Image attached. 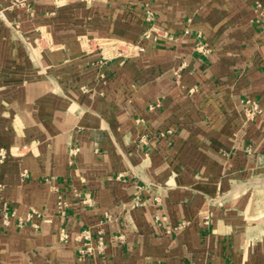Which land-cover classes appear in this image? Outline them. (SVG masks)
I'll return each instance as SVG.
<instances>
[{"label": "crops", "instance_id": "obj_1", "mask_svg": "<svg viewBox=\"0 0 264 264\" xmlns=\"http://www.w3.org/2000/svg\"><path fill=\"white\" fill-rule=\"evenodd\" d=\"M0 148V264H264V0H0Z\"/></svg>", "mask_w": 264, "mask_h": 264}, {"label": "built area", "instance_id": "obj_2", "mask_svg": "<svg viewBox=\"0 0 264 264\" xmlns=\"http://www.w3.org/2000/svg\"><path fill=\"white\" fill-rule=\"evenodd\" d=\"M147 19L148 21H152L153 20V14L152 11L148 10L147 11ZM137 50L142 51L143 47L142 46H136ZM258 106L256 104H253V106L249 109V116L250 118H253L256 113L258 112ZM78 151V148L75 147L74 149H72V153L75 154ZM7 154L5 152L2 151V149L0 148V166L2 165V163H4V161L6 160ZM66 205L65 201H60V206L63 207ZM9 218V216L7 214H5V220L7 221ZM61 238L63 240H66L68 238V234L66 233L65 230H62L61 232ZM97 238V242L95 244V246H93V233L91 232V230L89 228H86L82 231L81 235H80V241L83 242V247L79 250L80 251V257L83 259L86 257L87 254H91L93 253V251L96 249L99 252H102L104 250V237L100 232L97 233L96 235Z\"/></svg>", "mask_w": 264, "mask_h": 264}]
</instances>
